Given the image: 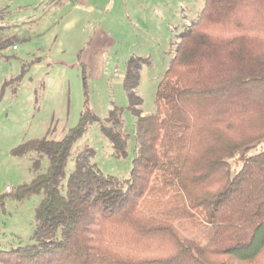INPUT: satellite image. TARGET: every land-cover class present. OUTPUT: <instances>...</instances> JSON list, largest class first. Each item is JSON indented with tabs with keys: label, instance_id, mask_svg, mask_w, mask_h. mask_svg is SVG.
I'll list each match as a JSON object with an SVG mask.
<instances>
[{
	"label": "trees",
	"instance_id": "trees-1",
	"mask_svg": "<svg viewBox=\"0 0 264 264\" xmlns=\"http://www.w3.org/2000/svg\"><path fill=\"white\" fill-rule=\"evenodd\" d=\"M142 63L130 59L123 78L134 118L125 181L78 162L66 176L90 113L59 141L12 151L44 155L48 167L12 196L41 200L31 242L0 251V264H264V0H204L144 116L133 93ZM99 124L124 157L122 110ZM195 223L204 242L187 235Z\"/></svg>",
	"mask_w": 264,
	"mask_h": 264
},
{
	"label": "rangeland",
	"instance_id": "rangeland-1",
	"mask_svg": "<svg viewBox=\"0 0 264 264\" xmlns=\"http://www.w3.org/2000/svg\"><path fill=\"white\" fill-rule=\"evenodd\" d=\"M74 2L0 0V251L31 242L41 195L19 201L12 196L48 167L44 155L17 157L12 151L32 140L59 141L90 113L93 120L85 119L66 176L78 162L125 181L134 147V118L123 87L127 62L146 60L133 93L140 98L141 115L153 114L157 85L178 36L204 0H99L68 12ZM114 109L122 110L120 131L128 136L124 157L114 155L100 131L99 122ZM188 234L204 242L207 228L195 223Z\"/></svg>",
	"mask_w": 264,
	"mask_h": 264
},
{
	"label": "crops",
	"instance_id": "crops-1",
	"mask_svg": "<svg viewBox=\"0 0 264 264\" xmlns=\"http://www.w3.org/2000/svg\"><path fill=\"white\" fill-rule=\"evenodd\" d=\"M52 1H54V0H52ZM68 1H71V0H62V2H68ZM74 1L75 2L73 4L72 8H70V9L67 8L68 12L69 11H73V10H78L79 9L78 7H82L83 6L82 3L84 4V3H87L89 1H99V0H74ZM102 1H104V0H102ZM28 5H31V4H28ZM28 5H24L23 8H25L26 6L29 7Z\"/></svg>",
	"mask_w": 264,
	"mask_h": 264
}]
</instances>
